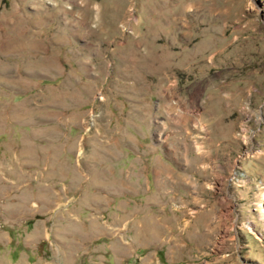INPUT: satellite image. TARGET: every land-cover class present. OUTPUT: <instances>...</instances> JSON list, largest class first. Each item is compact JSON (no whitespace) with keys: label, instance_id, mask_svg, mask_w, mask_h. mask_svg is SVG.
Returning <instances> with one entry per match:
<instances>
[{"label":"rangeland","instance_id":"1","mask_svg":"<svg viewBox=\"0 0 264 264\" xmlns=\"http://www.w3.org/2000/svg\"><path fill=\"white\" fill-rule=\"evenodd\" d=\"M0 180V264H264V0H0Z\"/></svg>","mask_w":264,"mask_h":264},{"label":"crops","instance_id":"2","mask_svg":"<svg viewBox=\"0 0 264 264\" xmlns=\"http://www.w3.org/2000/svg\"><path fill=\"white\" fill-rule=\"evenodd\" d=\"M1 181H2V183H1ZM3 182H4V183H3ZM2 184H7V182L4 181V180H0V185H2Z\"/></svg>","mask_w":264,"mask_h":264},{"label":"bare ground","instance_id":"3","mask_svg":"<svg viewBox=\"0 0 264 264\" xmlns=\"http://www.w3.org/2000/svg\"><path fill=\"white\" fill-rule=\"evenodd\" d=\"M261 215L264 217V210L261 212Z\"/></svg>","mask_w":264,"mask_h":264}]
</instances>
